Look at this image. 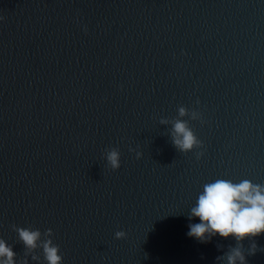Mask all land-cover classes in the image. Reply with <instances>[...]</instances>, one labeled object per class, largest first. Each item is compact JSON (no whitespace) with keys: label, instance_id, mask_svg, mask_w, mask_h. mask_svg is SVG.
<instances>
[{"label":"water","instance_id":"water-1","mask_svg":"<svg viewBox=\"0 0 264 264\" xmlns=\"http://www.w3.org/2000/svg\"><path fill=\"white\" fill-rule=\"evenodd\" d=\"M0 17V239L16 264L45 261L13 226L50 229L61 264H225L235 240L189 238L188 214L216 179L264 185V0H0ZM181 106L200 114L182 118L202 144L187 153L170 136ZM252 242L246 264H264V233L249 256Z\"/></svg>","mask_w":264,"mask_h":264},{"label":"clouds","instance_id":"clouds-1","mask_svg":"<svg viewBox=\"0 0 264 264\" xmlns=\"http://www.w3.org/2000/svg\"><path fill=\"white\" fill-rule=\"evenodd\" d=\"M185 116H189L191 120L200 119L198 112L189 113L182 106L178 108V118L171 123L170 136L172 145L181 153L202 147L188 122L182 119ZM168 123L167 119L160 120V124ZM140 155L139 152L136 153L137 159ZM200 155L202 153H197V159ZM106 162L112 170H117L120 167L119 151L115 148L108 150ZM188 219L199 220V223L188 225L189 238H194L201 243H208L217 235L222 239L235 240V246L230 247L223 255L217 256L216 261H224L225 264H246V257L242 251L243 241H253L249 245L248 255H255L258 246L254 240L264 233V185L254 184L248 179L236 183L223 178L206 183L195 205L190 209ZM13 230L26 250L25 255H31L33 261H39V257L32 253L40 248L45 264H61L59 247L50 239L53 235L50 229L43 234V239L39 230L16 226H13ZM124 237L125 233L122 231L115 233V239ZM15 256L16 253L12 247L0 239V264H16ZM21 264H27V261H22Z\"/></svg>","mask_w":264,"mask_h":264}]
</instances>
